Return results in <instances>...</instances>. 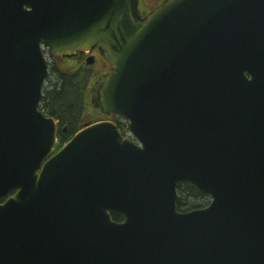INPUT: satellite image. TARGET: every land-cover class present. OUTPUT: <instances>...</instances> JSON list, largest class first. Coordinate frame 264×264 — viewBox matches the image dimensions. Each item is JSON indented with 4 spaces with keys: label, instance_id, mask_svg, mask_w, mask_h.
Instances as JSON below:
<instances>
[{
    "label": "water",
    "instance_id": "water-1",
    "mask_svg": "<svg viewBox=\"0 0 264 264\" xmlns=\"http://www.w3.org/2000/svg\"><path fill=\"white\" fill-rule=\"evenodd\" d=\"M43 47L97 48L91 106L133 140L87 122L54 153ZM2 200L0 264H264V0H0Z\"/></svg>",
    "mask_w": 264,
    "mask_h": 264
},
{
    "label": "trees",
    "instance_id": "trees-1",
    "mask_svg": "<svg viewBox=\"0 0 264 264\" xmlns=\"http://www.w3.org/2000/svg\"><path fill=\"white\" fill-rule=\"evenodd\" d=\"M50 73V85L43 92L41 111L59 122L60 131L64 126L67 128V133L59 132L57 149H60L65 137L73 134L82 123L97 121L102 116L90 104L89 90L94 80L91 72L83 68L67 71L52 64ZM177 193L176 207L180 212L202 208L201 203L207 198L188 184L178 185ZM112 217L121 221L118 215Z\"/></svg>",
    "mask_w": 264,
    "mask_h": 264
},
{
    "label": "flooded vegetation",
    "instance_id": "flooded-vegetation-1",
    "mask_svg": "<svg viewBox=\"0 0 264 264\" xmlns=\"http://www.w3.org/2000/svg\"><path fill=\"white\" fill-rule=\"evenodd\" d=\"M164 1L165 0H139V11H140L141 16L146 15L148 12H150L151 10L156 8L158 5H160ZM47 52H49V50H47ZM49 54L52 57L53 65H57V67H60L58 65V63H64V65H63L64 67H61V68L65 69V70H69V71H71L72 68L87 69V70H90L92 77H94L96 79L99 78L100 76L112 71V68L100 56L96 47L92 48L88 53L78 52V53H76L75 57L68 59V60L56 58L50 52H49ZM89 56H91L93 58V63L90 64L91 66L87 67ZM71 63H73V64H71ZM68 65H70V67ZM109 119L114 120L118 123L121 122V119L116 117V116H111V117H109ZM61 130L62 131L58 130V134H59V132H62L63 134L67 133L66 127H63V129H61ZM79 130H80V128H78L73 134L69 135V137L66 136L65 142L67 143L74 136V134L77 133ZM60 138H61V136L59 134L58 139H60ZM66 139H67V141H66ZM4 201L5 200L0 201V204H2Z\"/></svg>",
    "mask_w": 264,
    "mask_h": 264
},
{
    "label": "rangeland",
    "instance_id": "rangeland-1",
    "mask_svg": "<svg viewBox=\"0 0 264 264\" xmlns=\"http://www.w3.org/2000/svg\"><path fill=\"white\" fill-rule=\"evenodd\" d=\"M44 53H45V55L47 56V59L50 61V62H52V57H51V55L49 54V53H47V50H44ZM58 65L60 66V67H64L63 65H64V63H58ZM69 66V65H68ZM53 81H54V79H53ZM52 81V82H53ZM50 85V83H46L45 84V88L46 87H48ZM59 142V141H58ZM58 144V143H57ZM209 202H210V198H206L205 200H203V202L201 203L203 206H202V208L203 207H206L208 204H209Z\"/></svg>",
    "mask_w": 264,
    "mask_h": 264
}]
</instances>
